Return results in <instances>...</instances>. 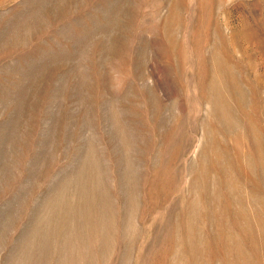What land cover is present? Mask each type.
Returning a JSON list of instances; mask_svg holds the SVG:
<instances>
[{"label": "rangeland", "instance_id": "1", "mask_svg": "<svg viewBox=\"0 0 264 264\" xmlns=\"http://www.w3.org/2000/svg\"><path fill=\"white\" fill-rule=\"evenodd\" d=\"M0 264H264V0H0Z\"/></svg>", "mask_w": 264, "mask_h": 264}]
</instances>
